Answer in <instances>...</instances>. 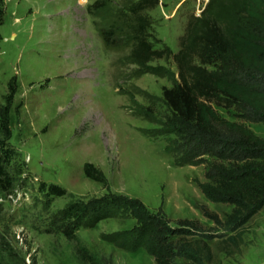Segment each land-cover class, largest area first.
<instances>
[{
    "label": "rangeland",
    "instance_id": "1",
    "mask_svg": "<svg viewBox=\"0 0 264 264\" xmlns=\"http://www.w3.org/2000/svg\"><path fill=\"white\" fill-rule=\"evenodd\" d=\"M95 1L0 0V108L13 76L17 86L9 116L12 136L4 146L15 154L3 166L8 184L0 182V264H92L91 259L155 264L142 248L130 252L101 238L131 227L133 219L109 217L78 229L63 219L71 200L111 192L140 198L150 210L162 203L172 221L196 219L209 232H223L203 216L201 206L221 219L232 206L203 196L194 180H204V166H176L164 150L165 137L142 132L159 127L139 114L142 109L149 107L157 121L169 113L161 97L171 78L177 79L174 59L150 63L163 66L168 76L135 73L129 47L105 49L95 23L108 24L124 4L137 0H113L109 10H92ZM157 1L148 12L149 39L155 48L167 45L177 52L189 19L208 0ZM214 107L240 121L233 109ZM244 123L264 137V122ZM86 163L98 168L105 182L85 176ZM48 184L64 195H47L41 186ZM224 239L207 241L216 257L212 264H264V211L246 224L230 255L219 249Z\"/></svg>",
    "mask_w": 264,
    "mask_h": 264
},
{
    "label": "trees",
    "instance_id": "2",
    "mask_svg": "<svg viewBox=\"0 0 264 264\" xmlns=\"http://www.w3.org/2000/svg\"><path fill=\"white\" fill-rule=\"evenodd\" d=\"M111 1L113 5V0H96L90 8H113ZM157 4V0L124 4L118 17L102 27L95 23V27L105 49L117 51L121 44L129 47L135 73L168 76L163 66L150 63L174 59L177 79L171 78L172 85L163 88L161 97L169 113L157 121L149 107L142 109L143 118L159 125L142 132L164 136V150L176 166H204V180H194L203 196L232 206L223 219L201 206L203 216L223 232H209L196 219L172 221L162 203L150 210L140 198L112 192L87 201L71 200L63 219L74 229L93 228L109 217L133 219L131 227L101 238L130 252L142 248L155 264H174L178 258L186 264H212L216 257L207 241L225 237L219 249L232 254L239 248L246 224L264 211V137L244 123L264 122V0H208L201 13L189 19L177 52L167 45L155 48L149 39L148 12ZM16 91L13 76L0 108V134L4 136L0 140V182L4 187L8 181L3 166L15 154L4 146L12 136L9 116ZM214 106L233 109L240 121L223 117ZM83 171L105 182L103 173L92 164L86 163ZM41 190L49 196L65 193L56 184L41 186ZM91 262L99 264L94 259Z\"/></svg>",
    "mask_w": 264,
    "mask_h": 264
}]
</instances>
